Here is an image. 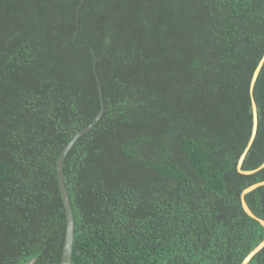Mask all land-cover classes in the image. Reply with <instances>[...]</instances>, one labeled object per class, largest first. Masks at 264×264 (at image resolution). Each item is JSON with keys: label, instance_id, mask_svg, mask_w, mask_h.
<instances>
[{"label": "trees", "instance_id": "16d2710c", "mask_svg": "<svg viewBox=\"0 0 264 264\" xmlns=\"http://www.w3.org/2000/svg\"><path fill=\"white\" fill-rule=\"evenodd\" d=\"M0 0V264H241L264 239L238 170L253 127L264 0ZM258 130L243 170L264 163ZM264 219V185L246 194ZM248 264H264V248Z\"/></svg>", "mask_w": 264, "mask_h": 264}, {"label": "water", "instance_id": "95a60500", "mask_svg": "<svg viewBox=\"0 0 264 264\" xmlns=\"http://www.w3.org/2000/svg\"><path fill=\"white\" fill-rule=\"evenodd\" d=\"M83 3H84V0H82V3L79 5L78 12H77V20H76L77 27H76V34L74 36L75 43H76L78 33H79V29H80V9H81ZM85 44H88L91 46V48L93 50V54H94L93 69H94V73H95V76H96V79L98 82V87H99V94H100V98H101V110L99 111V113L96 115L94 120L88 126H86L83 129L77 130L74 137L63 148V150H62V152H61V154L57 160L58 182H59L60 192L62 195V199H63L64 205H65L66 214H67V230H66L65 244H64L63 254H62L60 264H73L72 255H73L74 238H75L74 210H73V206H72V203L70 200L69 192H68V189H67L66 183H65V175H64L65 158L68 155L71 148L74 146V144L79 140V138H81L83 135H85L86 133H88L90 130H92L95 127V125L99 122L103 113L106 110L103 86H102V82H101L100 75L98 72L99 57L97 56L96 50L92 44L83 43V44H80V45L77 44V45L82 46ZM263 65H264V55H263L262 59L260 60L259 64L257 65V67L254 71V74H253V77L251 80V84H250V92H251V96H252L253 127H252V133H251V137H250V140L248 142V145L246 146V148H245L244 152L242 153V155L239 159V162H238V170L241 173H245V174L254 173L257 170L264 167V163H262L256 169H252V170H243L242 169L243 161H244V159H245V157H246V155H247V153H248V151H249V149H250V147H251V145H252V143L256 137L257 130H258V120H259L258 106H257V102H256L254 95H253V90H254L255 82L258 78V75H259ZM261 185H264V180L246 187L241 193V200H242V206H243L244 210L246 211V213L249 216H251L252 218L258 220L264 226V219L259 217L251 209V207L249 206V204L246 200V194L251 192L252 190L256 189L257 187H259ZM263 248H264V239L246 255V257L243 259L241 264H248L251 261V259L258 252H260ZM34 262H35V258L29 260L26 264H33Z\"/></svg>", "mask_w": 264, "mask_h": 264}]
</instances>
